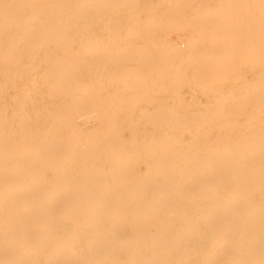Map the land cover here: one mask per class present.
<instances>
[{"label":"bare ground","instance_id":"1","mask_svg":"<svg viewBox=\"0 0 264 264\" xmlns=\"http://www.w3.org/2000/svg\"><path fill=\"white\" fill-rule=\"evenodd\" d=\"M0 264H264V0H0Z\"/></svg>","mask_w":264,"mask_h":264}]
</instances>
